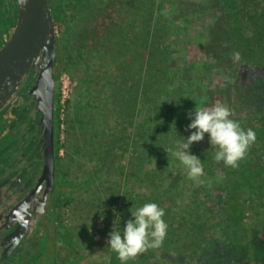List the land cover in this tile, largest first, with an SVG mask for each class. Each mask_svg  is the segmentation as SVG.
Segmentation results:
<instances>
[{"label": "rangeland", "instance_id": "rangeland-1", "mask_svg": "<svg viewBox=\"0 0 264 264\" xmlns=\"http://www.w3.org/2000/svg\"><path fill=\"white\" fill-rule=\"evenodd\" d=\"M165 4L169 16L166 15L167 20L162 21L165 25L162 26L163 30H159L158 39L154 41L157 48L161 46L164 49L160 53V57L156 58V64L163 68L166 78L164 82L161 81L162 86L159 85L157 92L151 96H154L156 101V104H151L153 107H150L146 99L141 100L135 121L139 122L145 115L147 117L148 114L151 116L154 113L156 114L155 118L146 123L156 127L159 116H162L164 131L170 135L165 146L166 156L162 159L166 169L158 178L160 183L166 185L170 182V186L173 187L168 194L162 195L164 204L169 205L176 217L184 214L191 218L199 216L208 220L205 226L207 240L203 241L201 245L203 248L198 249L197 253L192 252L185 264H203L206 260V264H218L217 258L222 248L226 249V254H229L226 255L228 261H235L241 247L237 234V240H234L236 238L234 235L232 239H228L227 219L232 207L231 197H234L231 193V185L226 183L230 167L224 165L223 162L216 165L214 159L208 160L210 158L208 154L200 155L202 150H207L203 148H208V146L211 148L207 134L204 140L191 146V151L201 158L203 164L207 165V169H204L205 175L214 176L217 174L218 177H214L212 183L210 178L205 175L199 181L189 179L187 169L172 155V152L177 146V141L183 139L180 135L190 134L187 130V125L190 123L189 112L194 111L195 107L208 108L220 103L227 106L232 113V105L238 109L239 103L236 104V102H240V99H235L234 104V91L242 94L249 92L250 96L256 97L255 100L252 99L254 102L248 103L249 108L240 115V125L245 130L254 126L255 128L261 127L262 123H259L258 120L264 116V64H257L253 59L246 57L236 45L230 42V38L227 36L226 38L229 40L225 38L223 30H227V26L223 20V11L219 0H187L185 3L187 9L184 8L187 11L169 5L168 0L165 1ZM197 6L201 10H195ZM62 7L68 13L67 5L64 4ZM158 14L159 10L151 19V28L155 29V20H157ZM52 17L55 25L58 56L57 112L60 123L58 141L61 144V151L65 153L62 162L66 176L79 182L81 186L85 183L79 192V209L74 211V222L78 224L81 231L80 240L85 242L87 239L108 234L112 230L113 221L114 227L120 230H122L123 224L119 217L108 216L103 220L91 217L85 206V196L94 198L95 192L103 189L98 185L95 176H93L94 180L86 182L91 174V169L95 166L94 156L90 149L91 146L96 145V139L92 137L95 126L91 123L86 129L81 123L86 115H82V112L77 114L75 100L80 97L78 88L81 82L79 79L81 70L78 69L79 59L75 55V49L71 48L69 41L71 36L69 28L72 26L75 29L76 24L74 21L67 23L66 32L63 34L58 30V24L62 21L61 17L55 14ZM251 27L253 28L252 25ZM250 32L252 33L249 30ZM253 47L258 51L255 45ZM237 53L239 54L238 58ZM227 69L228 71H226ZM228 76L233 77L229 79ZM251 81L254 82L251 84ZM219 85L220 89H224L220 96L219 92L214 91L219 88ZM165 99L169 101H163ZM246 113H248L247 117L244 118ZM93 150L97 152L95 148ZM123 155L122 160H125L127 153L120 157ZM118 159L119 157L116 160ZM258 160L264 162V131L256 133L255 142L250 145L246 157L239 161V164L244 162L254 164ZM126 162L124 163L126 164ZM145 165L147 167L155 166V156L150 157ZM122 183L124 188L130 190L132 196L140 193L149 194L152 186L141 178L135 181L133 176L131 180ZM114 185L119 186L118 182H115ZM122 192L121 185L119 193L122 194ZM208 194L210 197H206ZM239 194L236 197L242 201L239 210L243 217L241 227L246 229L245 233L247 234L245 241L250 243V247L252 242L264 245V193L263 195ZM95 202L97 201L94 200L93 203L95 204ZM114 203L119 204V202ZM120 205L122 206V204ZM107 207L111 210L116 209L109 205ZM233 207L236 208V205ZM69 213L71 214V210ZM233 243L235 244L234 248ZM150 250V253L149 250H146L139 256L137 255L135 263L178 264L175 253L171 252L166 255L162 247ZM140 256L142 259L139 258ZM114 264H121V262Z\"/></svg>", "mask_w": 264, "mask_h": 264}, {"label": "trees", "instance_id": "trees-1", "mask_svg": "<svg viewBox=\"0 0 264 264\" xmlns=\"http://www.w3.org/2000/svg\"><path fill=\"white\" fill-rule=\"evenodd\" d=\"M165 1L167 0H48V3L52 16L59 15L63 21L58 24L61 33L65 34L67 23L74 21L76 24L75 29L72 26L69 28V41L71 48L75 49V55L79 59L78 69L81 70L78 88L80 97L75 100L77 114L82 112V115H86L81 119L86 129L91 123L95 126L92 137L96 139V145L89 146L95 166L86 182L94 180L95 176L98 185L103 188L95 192L94 198L88 195L84 197L88 214L100 219L97 210L104 207L105 218H114L115 213L107 205L113 206L119 212L117 217L121 215V222L124 224L131 218L130 208L135 210L150 202L158 204L165 210L163 219L168 224L167 235L159 248L162 247L166 255L175 253L176 263L185 264L192 252L197 253L198 249L203 248L201 245L207 240L205 226L208 220L184 214L176 217L159 196H132L122 183L131 180L132 176L135 181L139 178L150 181L154 177H160L166 169L162 159L166 156L165 146L170 135L164 131L162 116H159L156 127L146 123L150 119L149 114L142 123L135 121L141 100L146 99L150 107H153L151 104H156V101L151 96L166 78L163 68L156 64V58L160 57L164 49L161 46L157 48L154 41L158 39L159 30H163L165 24L162 21L167 20L166 15L169 16ZM186 1L168 0V3L176 9L187 11L184 9H187ZM219 2L227 26V30H223L225 38H230V42L243 55L257 64H264V0ZM64 4L67 5L68 13L62 9ZM196 9L201 10L199 6ZM158 10L154 29L150 23ZM253 45L258 51L254 50ZM258 122L262 123L261 127H251L255 133L264 131V116ZM124 153L127 156L122 160L124 155L120 156ZM152 156H155L156 165L147 167L146 161ZM229 167L226 183L231 185L234 197H231L232 207L227 219L228 239L237 234L241 247L233 264H264V245L252 242L250 247V243L245 241L247 234L246 229L241 227L243 217L239 210L242 201L236 197L239 193L263 195L264 162H244L238 168ZM149 181L148 184L154 185ZM115 182L119 186H115ZM121 185L122 194L119 193ZM162 185L159 182V188L156 185L153 192L168 194L171 190L170 182L163 189L160 188ZM94 200L97 201L95 204ZM124 204L127 208H124ZM234 240H237V236Z\"/></svg>", "mask_w": 264, "mask_h": 264}, {"label": "flooded vegetation", "instance_id": "flooded-vegetation-1", "mask_svg": "<svg viewBox=\"0 0 264 264\" xmlns=\"http://www.w3.org/2000/svg\"><path fill=\"white\" fill-rule=\"evenodd\" d=\"M17 20L16 0H0V48L12 36ZM39 62L40 57L34 64L30 63L10 94L0 104V264L121 262L107 245L108 234L90 237L85 242L80 240L81 231L74 222V211L79 209V192L85 183L81 186L64 172L62 160L65 153L61 151L58 141V56L56 54L52 84L46 79L40 87L37 86ZM232 77L228 76L229 79ZM252 82L254 81L251 84ZM223 90L219 85L214 91L219 92L220 96ZM49 97L51 105L48 109ZM255 98L249 92L242 94L234 91V104L235 99H240V102H236L239 103L238 109L232 105L231 118L239 122L240 115ZM50 109L51 125L47 120ZM247 114L243 117H247ZM155 116L152 113L149 120ZM145 119L146 115L139 122ZM51 149L54 153L53 167L48 161ZM203 149L207 150H202L200 155L208 154V160L214 159L217 165L215 150L209 146ZM203 166L207 169V165ZM205 176L210 178L211 183L214 177H218L217 174ZM158 178L148 180L154 185L147 195L163 197L160 193L153 192V189L159 188ZM168 184H163L160 188L163 189ZM142 195L144 194L140 193L141 197ZM226 255L229 254L222 248L217 258L218 264H233ZM139 258L142 259L141 256ZM127 264H136L135 258L130 259Z\"/></svg>", "mask_w": 264, "mask_h": 264}, {"label": "clouds", "instance_id": "clouds-1", "mask_svg": "<svg viewBox=\"0 0 264 264\" xmlns=\"http://www.w3.org/2000/svg\"><path fill=\"white\" fill-rule=\"evenodd\" d=\"M236 56L238 58L239 54ZM231 116L230 109L220 103L208 108L195 107L194 111L189 112L190 123L187 130L190 134L180 135L183 139L177 141V146L172 152L187 169L189 179L199 181L205 175L201 158L191 151V146L204 140L206 134L211 148L215 149L214 158L217 163L223 162L226 166L237 168L239 161L246 157L250 145L256 140V133L251 128L243 129ZM173 123L175 124L174 121ZM97 211L103 220L106 209L102 207ZM113 212L116 218L119 212L115 209ZM129 212L131 218L125 221L122 230L114 227L113 221L112 230L108 233L107 245L117 254L121 264H127L130 259L149 248H159L168 229V224L163 219L165 210L154 202L145 203L135 210L130 208ZM119 219L121 220V215Z\"/></svg>", "mask_w": 264, "mask_h": 264}, {"label": "water", "instance_id": "water-1", "mask_svg": "<svg viewBox=\"0 0 264 264\" xmlns=\"http://www.w3.org/2000/svg\"><path fill=\"white\" fill-rule=\"evenodd\" d=\"M18 20L10 39L0 48V104L26 71L30 63L39 60L37 86H43L46 79L53 81V67L56 63V32L48 0H16ZM52 96V93L50 92ZM51 97L47 100L48 109ZM51 125V109L48 111ZM53 149L48 161L53 167Z\"/></svg>", "mask_w": 264, "mask_h": 264}]
</instances>
